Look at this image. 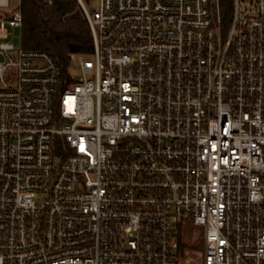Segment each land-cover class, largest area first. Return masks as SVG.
I'll return each mask as SVG.
<instances>
[{"label":"built area","instance_id":"1","mask_svg":"<svg viewBox=\"0 0 264 264\" xmlns=\"http://www.w3.org/2000/svg\"><path fill=\"white\" fill-rule=\"evenodd\" d=\"M78 1L64 67L0 0V264H264V0Z\"/></svg>","mask_w":264,"mask_h":264},{"label":"trees","instance_id":"2","mask_svg":"<svg viewBox=\"0 0 264 264\" xmlns=\"http://www.w3.org/2000/svg\"><path fill=\"white\" fill-rule=\"evenodd\" d=\"M230 1L219 0L225 21L230 16ZM23 14L21 47L43 50L66 67L70 55L90 54L93 38L86 15L78 0H20ZM186 235L180 238L179 252L185 253Z\"/></svg>","mask_w":264,"mask_h":264},{"label":"rangeland","instance_id":"3","mask_svg":"<svg viewBox=\"0 0 264 264\" xmlns=\"http://www.w3.org/2000/svg\"><path fill=\"white\" fill-rule=\"evenodd\" d=\"M90 10H94L99 0H83ZM20 5V0H11L12 9ZM10 40L20 47L22 44V30L15 28ZM187 238V248L184 253L185 264H202L203 262V228L201 226H190L185 232Z\"/></svg>","mask_w":264,"mask_h":264}]
</instances>
